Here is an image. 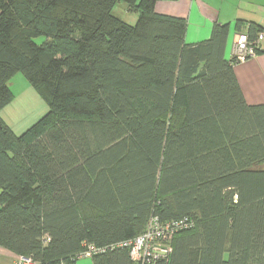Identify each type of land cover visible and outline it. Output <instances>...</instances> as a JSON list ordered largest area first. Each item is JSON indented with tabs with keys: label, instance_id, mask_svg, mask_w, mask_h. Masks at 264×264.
<instances>
[{
	"label": "trees",
	"instance_id": "obj_1",
	"mask_svg": "<svg viewBox=\"0 0 264 264\" xmlns=\"http://www.w3.org/2000/svg\"><path fill=\"white\" fill-rule=\"evenodd\" d=\"M158 1L0 0V110L18 71L50 107L20 135L0 115L1 246L139 264L118 244L158 215L192 225L157 264H264V103L226 57L230 23L187 44L186 19ZM122 2L135 24L114 14ZM263 30L236 21L252 40Z\"/></svg>",
	"mask_w": 264,
	"mask_h": 264
},
{
	"label": "crops",
	"instance_id": "obj_2",
	"mask_svg": "<svg viewBox=\"0 0 264 264\" xmlns=\"http://www.w3.org/2000/svg\"><path fill=\"white\" fill-rule=\"evenodd\" d=\"M159 13L183 17L187 21L185 41L195 44L210 38L216 23H230L226 57L235 55L236 21H253L264 28V0H160ZM248 24V23H247ZM245 25L242 32L247 31ZM264 31V30H263ZM245 99L249 104L264 103V38L259 53L234 65ZM18 255L0 245V264H16ZM76 264H94L93 258L79 257Z\"/></svg>",
	"mask_w": 264,
	"mask_h": 264
},
{
	"label": "built area",
	"instance_id": "obj_3",
	"mask_svg": "<svg viewBox=\"0 0 264 264\" xmlns=\"http://www.w3.org/2000/svg\"><path fill=\"white\" fill-rule=\"evenodd\" d=\"M264 38V33H260L254 40L250 39L247 33H237L234 44L235 55L240 61L257 55V47ZM192 222L188 218L164 222L158 215H153L149 219L146 230L130 240L121 242L118 245L130 248L133 261L139 264H157L162 258H166L172 251L170 241L175 232L179 229L189 228ZM96 248L90 247L79 257L92 256L100 252ZM16 264H40L33 258L18 255ZM65 264V263H59Z\"/></svg>",
	"mask_w": 264,
	"mask_h": 264
},
{
	"label": "rangeland",
	"instance_id": "obj_4",
	"mask_svg": "<svg viewBox=\"0 0 264 264\" xmlns=\"http://www.w3.org/2000/svg\"><path fill=\"white\" fill-rule=\"evenodd\" d=\"M126 3H119L114 8V14L130 23L135 24L137 13L124 9ZM37 43L45 41L44 36L35 38ZM13 92L12 100L0 110L4 123L17 135L22 134L30 126L36 123L50 107L48 100L31 84L23 72L14 73L10 81Z\"/></svg>",
	"mask_w": 264,
	"mask_h": 264
}]
</instances>
